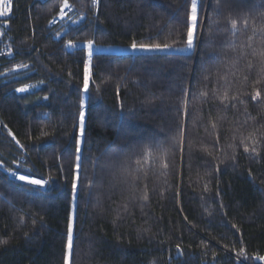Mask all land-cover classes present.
Masks as SVG:
<instances>
[{"label": "trees", "instance_id": "trees-1", "mask_svg": "<svg viewBox=\"0 0 264 264\" xmlns=\"http://www.w3.org/2000/svg\"><path fill=\"white\" fill-rule=\"evenodd\" d=\"M64 3L76 15L51 24ZM191 6L12 0L0 17V264H66L73 203L69 264H264V0H197L194 46L177 51ZM133 43L172 50L102 51Z\"/></svg>", "mask_w": 264, "mask_h": 264}, {"label": "snow or ice", "instance_id": "snow-or-ice-1", "mask_svg": "<svg viewBox=\"0 0 264 264\" xmlns=\"http://www.w3.org/2000/svg\"><path fill=\"white\" fill-rule=\"evenodd\" d=\"M0 15H2V13H0ZM198 26V6H197V0H192V6H191V11H190V16H189V20L187 22V33H186V44L187 47L186 49H177V51H191L194 43H195V32ZM233 29H235L236 25L235 23H233L232 25ZM73 45H69V47H72ZM88 56L89 59H91L93 52H92V43L89 42L88 45ZM131 50L133 51H168V50H172V46L168 45V44H143V45H137L136 43H133L131 45ZM262 56H264V52L261 53ZM28 89L27 88H19L17 89V91L19 92H26ZM89 90V70H88V66H86L85 68V75H84V82H83V91L85 93H87ZM260 97V92L257 91L256 94L252 97L253 100H256ZM45 99H47V97H45ZM80 108L81 111L79 113V124H80V135L81 137L84 136V125H85V112H84V104L83 102H81L80 104ZM182 143V141H181ZM248 148L245 147L244 151L248 152ZM76 152L80 153L81 152V148L79 146L76 147ZM78 163L76 165L77 168V176L73 181L72 184V195H73V200L76 199V195H77V180L79 179V169H80V164L79 161L81 159V157L79 155H77L76 157ZM165 167H167V165H165ZM13 176L16 177V179H18L19 181H23L24 183L28 184V185H36V186H40L43 187L45 182L41 179H36V178H30L24 175H17L16 173H12ZM145 199H147V197H145ZM73 221L70 220L69 224H68V228H67V244H66V248H67V252L69 254H71V251L73 249V241H74V232H73ZM257 259H264V257H257Z\"/></svg>", "mask_w": 264, "mask_h": 264}, {"label": "built area", "instance_id": "built-area-1", "mask_svg": "<svg viewBox=\"0 0 264 264\" xmlns=\"http://www.w3.org/2000/svg\"><path fill=\"white\" fill-rule=\"evenodd\" d=\"M92 1H93V3H96L97 0H92ZM72 12H73L72 8L67 3H64L62 8H61L60 15L57 18H54L52 20L51 24L56 25L57 23H61L60 19H64V20L66 19V22L70 21V19H72L76 15L74 12H73L74 14ZM0 13H2V15H0V17H3V18L9 17L12 14V0H0ZM68 16H69V18H68ZM0 38H1V31H0ZM73 48H74V46L68 47L69 51L72 50ZM5 55H8V52L5 51L4 49H1L0 50V57L5 56ZM20 88H27L28 90L26 92L16 91L17 94H25V93L31 91V89H32L29 86L20 87ZM12 173H16L17 175H24V176H27L30 178H36V177L28 175V174H24L22 172H18V171L7 172V176L9 178H11L12 180H14L15 182H17L21 185L32 186V187L39 188V189H45L47 187V182H45V181H44L45 184L43 187L36 186V185H28V184L24 183L23 181H19L18 179H16V177L13 176ZM36 179H38V178H36Z\"/></svg>", "mask_w": 264, "mask_h": 264}, {"label": "rangeland", "instance_id": "rangeland-1", "mask_svg": "<svg viewBox=\"0 0 264 264\" xmlns=\"http://www.w3.org/2000/svg\"><path fill=\"white\" fill-rule=\"evenodd\" d=\"M102 51L106 52V53H151V52H159V51H133L131 50V47H106L104 49H102ZM16 70V69H15ZM88 70H89V83L91 80V73H90V67L88 65ZM81 143V135H80V124H79V135H78V144L80 146ZM71 221L74 220V203L72 205V210H71ZM74 222V221H73ZM69 258H70V254L67 252V259H66V264H69Z\"/></svg>", "mask_w": 264, "mask_h": 264}]
</instances>
